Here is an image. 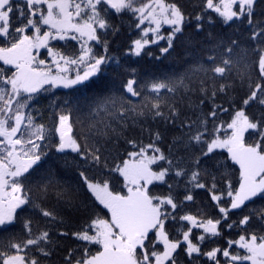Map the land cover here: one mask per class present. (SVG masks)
Returning <instances> with one entry per match:
<instances>
[{"label": "snow or ice", "instance_id": "6c2138e0", "mask_svg": "<svg viewBox=\"0 0 264 264\" xmlns=\"http://www.w3.org/2000/svg\"><path fill=\"white\" fill-rule=\"evenodd\" d=\"M0 264H264V0H0Z\"/></svg>", "mask_w": 264, "mask_h": 264}, {"label": "trees", "instance_id": "16d2710c", "mask_svg": "<svg viewBox=\"0 0 264 264\" xmlns=\"http://www.w3.org/2000/svg\"><path fill=\"white\" fill-rule=\"evenodd\" d=\"M118 43L126 44L127 38L121 37ZM152 50L156 51L155 48H153ZM129 63L132 67L138 69L142 77H147L154 72L167 70L172 67V65H170L167 61L163 63H154L149 57H144L143 59L131 57ZM44 104H47V101H44ZM45 118L47 119V114L45 115Z\"/></svg>", "mask_w": 264, "mask_h": 264}]
</instances>
